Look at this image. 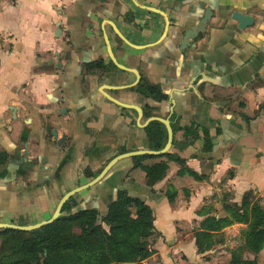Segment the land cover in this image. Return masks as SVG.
Listing matches in <instances>:
<instances>
[{
  "label": "crops",
  "instance_id": "crops-1",
  "mask_svg": "<svg viewBox=\"0 0 264 264\" xmlns=\"http://www.w3.org/2000/svg\"><path fill=\"white\" fill-rule=\"evenodd\" d=\"M159 1L0 0V149L8 155L0 165V223L49 219L58 199L83 181L88 162L83 154L92 147L101 152L99 161L89 159L92 172L113 155L148 149L136 111L107 95L123 104L157 106V114L173 127L168 154L203 178L178 175L180 165L167 161L164 178L154 182L128 158L102 180L104 188L127 187L152 210L154 253L144 263L202 264L194 236L205 216L198 211L212 206L218 218L224 195L240 206L243 195L252 192L264 210V0H195L185 6L177 0L178 11L161 8ZM200 6L222 8L213 11L183 59L180 38L173 37L166 20L182 32L198 22ZM231 9L254 17L255 24L239 30ZM113 59L126 70L113 68ZM93 60L108 72L83 82L81 65ZM60 64L66 70L55 71ZM135 73L164 100L157 103L134 90ZM104 88L113 90L106 95ZM62 106L84 112L71 125L75 142L69 155L66 142L36 145L39 113L49 114L60 137L67 133L64 123L71 116L62 114ZM186 128L191 132L185 134ZM204 131L211 143L206 152ZM24 148L25 168L19 162ZM160 161L166 158L141 164ZM22 169L27 180H16ZM169 188L175 193L172 203Z\"/></svg>",
  "mask_w": 264,
  "mask_h": 264
},
{
  "label": "trees",
  "instance_id": "trees-1",
  "mask_svg": "<svg viewBox=\"0 0 264 264\" xmlns=\"http://www.w3.org/2000/svg\"><path fill=\"white\" fill-rule=\"evenodd\" d=\"M143 92V88H138ZM154 94L153 88L148 89ZM157 100L164 99L158 93ZM188 129V130H187ZM148 147L159 151L166 143V130L159 122H152L146 128ZM185 134L191 129H184ZM217 133L219 131L217 130ZM187 136V135H186ZM210 137L204 131L202 151H209ZM166 158L150 166L141 165L148 156L134 157V166L144 171L146 177L154 182L162 180L168 169L167 161H175L180 165L178 175L188 174L196 180L199 175L188 170L184 161L164 154L155 158ZM6 162V156L0 154V165ZM252 192H246L240 206L229 202L227 195L222 199V215H212V206H204L198 211L205 218L195 233V244L199 254H203L220 242H224L223 229L234 224L244 225L240 229V244L231 250L228 264H259L256 256L264 249V210L260 199H252ZM172 203L175 193L171 188L166 192ZM134 209V213L130 212ZM71 206L64 207L66 214L53 223L31 232L0 230L2 237L0 264H143L154 252L149 248L148 240L154 233V217L152 210L138 197L130 196L120 190L117 199L111 203L105 219L108 230L96 224L94 211H70ZM79 228L78 233L73 229ZM254 255V259L244 260L245 254ZM149 264V263H147Z\"/></svg>",
  "mask_w": 264,
  "mask_h": 264
},
{
  "label": "flooded vegetation",
  "instance_id": "flooded-vegetation-1",
  "mask_svg": "<svg viewBox=\"0 0 264 264\" xmlns=\"http://www.w3.org/2000/svg\"><path fill=\"white\" fill-rule=\"evenodd\" d=\"M240 1H244V0H240ZM182 2H184L182 6L192 5L195 2V0H182ZM159 6L161 8H163V9L174 10V11H178L179 8H181L180 6L178 8V1L177 0H160L159 1ZM199 8L202 9V14L199 17L198 22H196L195 24H192V26L184 29L182 32H179L177 30V27H175V22L172 19L168 18L166 20L167 27L172 29L173 37L174 38H176V37L180 38V41L176 43L178 45V51L179 52H180V50H179V43L182 42L183 35L186 34L187 32H189L190 30H192L193 28L197 27L199 25L200 21L202 20V18L204 17V15L207 13V11L210 12L208 14V15H210L209 18H208V20H207V22H208L210 20V18L212 17V15H213V11L215 9H220L222 7H220V6H215V7L208 6V7L202 8L200 6ZM234 13H238V14H241L242 16L250 17L251 20H252V22L250 24L246 25L245 28L240 29L239 28L240 22H238L235 18H233ZM229 17L236 22L237 27H238L239 30L247 29V28H249V27H251V26H253L255 24L254 17H252L250 15H246V14H244L242 12H239V11H236V10L234 11V10L231 9V12H230ZM207 22H206V24H207ZM204 28H205V26H204ZM195 39L189 40V49L187 50L188 51V56L187 57H184L181 54V52H180V55L182 56L183 59H187L189 57V50L193 49V46H194L193 42H194ZM111 62H112L111 66L113 68L116 66L119 69L126 70L124 68H120V66L116 63V61H114V59L111 60ZM66 67H67L66 65H61L60 64V67L55 66L54 69H55V71H60V70H64V69L66 70ZM107 72H108L107 71V68L102 64V62L100 60H93V62H90L88 64H82L81 65L80 75H81V78H83V82H84L87 78H94V79H96V78H98V77H100L102 75H106ZM135 74H137V73H135ZM136 76H137V82L134 84V90H136L140 95L144 96V98H148L150 96L152 98V100H155L157 103L158 102H161L162 100H164V99L157 100V98H156L157 94L158 93L162 94V93L158 90V88L156 86H153V85H150V84H146V83L142 82V80L140 79V76L138 74ZM140 86L144 89L143 92H140L138 90V88ZM146 87L148 89L153 88V90H154L155 93L154 94H151L150 90L146 91ZM117 89L123 90L124 88L123 87H119ZM103 90H104V92L107 95V92L113 90V88L112 89L104 88ZM110 98L113 99L112 97H110V96L107 95V99L109 100ZM53 99L54 98H51V97L49 98L50 101H56V102H58V104H60L61 101H62V99H60V98H57L55 100H53ZM141 103H142V100H140V103L139 104H141ZM121 104H123V103H121ZM123 105H125V106H132V107L131 108H125V107H122L120 105H118V106H120L121 108H124V109L136 111V113L138 115L137 116V124H138L139 127H141L144 130L145 136H146V140L148 142V135H147V132H146V128L148 127V125L150 123H152V122H159V121L153 120V121H150L147 125H145V123H146V121L149 118H161L157 114L158 107L157 106H154L153 104L152 105H149V104H145V103H142L141 106L128 105V104H123ZM138 109L141 112V116H140V112L138 111ZM60 110H61V112H62L63 115H70L71 116V122L70 123L69 122L64 123V125L66 124L68 126L67 127V129H68L67 130V133H63V136L60 137L58 135V132H57V127L56 126H53L52 124H50L51 121H50L49 114L39 113V117H38L39 122H38V128H36V133L38 134V136L40 137V139L37 141L36 145L41 147L43 143H47V142L50 143L51 141L54 142L57 145H60L61 143H65L66 142V144H68L69 148H68L67 152L64 151V153H66V155H69V153L70 152L72 153V150H74L73 149L74 148L73 147V144L75 142V140L73 138V134H74L73 131L74 130L72 129L73 127L71 125L73 124V121L82 119L83 118V115H84V112H83V109H81L79 107L78 108H74L72 106L71 107H69V106H62L60 108ZM161 119H169V118H161ZM169 122H170L171 128H173L172 125H171V120L170 119H169ZM164 128H165V126H164ZM172 132H173V130H172ZM166 136H167V133H166ZM172 142H173V140H172ZM147 150H150L149 147H148ZM23 151H24L23 154L22 155H19V162L25 168V166L27 167V165H28L27 158H26L27 153H28L27 152L28 150H26L24 148ZM138 151H140V150H138ZM131 152H134V151H131ZM125 153H129V152H124V153H121L119 155H122V154H125ZM0 154L5 155L6 156V161H7L8 155L3 150H1V149H0ZM119 155H113L112 157H110L108 159V161L106 162V164H104V166H99L98 165L97 168L95 169V171L92 172L90 170V168H89L90 167L89 159L91 157L92 159H94L96 161H99L100 156H101V152H100V150L97 147H92L91 148V152H85L83 154V156H84L85 159H87L88 162H87V164H84V167L82 168V173L84 174L83 175L84 176V179H83L82 182L76 183V185L74 186V188H72L71 190H73L75 188H78V187H81V186H84L85 184L91 182L93 179H95L101 173V171L104 169V167L113 158H115V157H117ZM135 157H137V156H135ZM148 157L149 158H152L151 156H148ZM125 159H128V158H125ZM130 159H134V157L133 158H130ZM122 160H124V159H122ZM122 160H120V161H122ZM5 163H4V165H5ZM114 166L96 184L92 185L90 188H87V189H85L83 191H80L78 193H75L72 197H70L66 201V203L63 205V207L61 209V216L60 217H62V216H64L66 214V212L63 211V210H64V207L67 204H69L71 206V210L70 211L73 212V213H77L80 210H81V212H88V211L105 212L106 211V213H107V210H108L109 206L111 205V203L114 202L117 199V195H118V193H119L120 190H125L128 193L127 187H123V186L126 185L125 183L122 184L123 189H117L115 186H111V187H108V188L102 187L103 185L101 186L102 180L108 174H110V171L114 168ZM19 175H21V177H19ZM27 175L28 174H27L26 169H22L20 174H16V176H15L16 178L15 179L17 180V179L20 178L22 181H25V180H27ZM47 179L48 178H46L45 181H47ZM44 184H46V183H44ZM28 188L29 187L26 188L25 186H21L20 187L21 190L23 189L25 191H27ZM71 190H69V191H71ZM68 192H66V193H68ZM62 196L58 199L57 205H58L60 199L62 198ZM57 205H56V207H57ZM77 209H79V210H77ZM75 210H77V212H75Z\"/></svg>",
  "mask_w": 264,
  "mask_h": 264
},
{
  "label": "water",
  "instance_id": "water-1",
  "mask_svg": "<svg viewBox=\"0 0 264 264\" xmlns=\"http://www.w3.org/2000/svg\"><path fill=\"white\" fill-rule=\"evenodd\" d=\"M105 1L106 0H95V2L101 4V5H105ZM97 8V7H96ZM210 12L207 11V13L204 15V17L202 18V20L200 21L199 25L195 28H193L192 30H190L189 32H187L186 34L183 35L182 37V42L179 43V50L181 52V54L184 57L188 56V49H189V40H193L195 38H197L199 33H202L204 30V26L209 18L210 15H208ZM233 18H235L238 22H240L239 28L243 29L246 27V25L250 24L252 22L250 17H246V16H242L241 14L238 13H234ZM194 48V46H193ZM112 102H115L116 104L125 107V108H131L132 106H125L119 102L114 101L113 99H109ZM138 111L140 112V110L138 109ZM140 116H141V112H140ZM159 121L160 123H162L165 126L166 129V133H167V140L166 143L164 145V147L159 150V151H153V150H140V151H134V152H129V153H125L122 155H119L115 158H113L105 167L104 169L101 171V173L95 178L93 179L91 182L85 184L84 186L75 188L71 191H69L68 193L64 194L62 196V198L60 199L57 207L55 208L52 216L47 219L44 220L40 223H36V224H32V225H25V226H19V225H15V224H7V223H0V230H15V231H22V232H31L37 229H40L46 225H49L51 223H53L54 221H56L57 219H59V217L61 216V209L63 207V205L66 203V201L72 197L75 193H78L80 191H83L87 188H90L92 185L96 184L98 181H100L106 174L107 172L120 160L125 159V158H133L135 156H151V157H159L162 156L166 153L169 152V150L172 147V140H173V132H172V128L170 126V122L169 119H161V118H149L145 125H147L150 121ZM144 125V126H145ZM125 178V177H124ZM123 178V179H124ZM122 179V180H123ZM79 210V209H77ZM77 210H75V212H77ZM81 211V210H80ZM78 211V212H80Z\"/></svg>",
  "mask_w": 264,
  "mask_h": 264
},
{
  "label": "rangeland",
  "instance_id": "rangeland-1",
  "mask_svg": "<svg viewBox=\"0 0 264 264\" xmlns=\"http://www.w3.org/2000/svg\"><path fill=\"white\" fill-rule=\"evenodd\" d=\"M147 166H150V165H147ZM129 195L132 196V197H135V195L133 193H130ZM252 199L258 200L256 195H253ZM130 212L133 214L134 213V209H131ZM222 214H220V215H222ZM94 215L96 217L95 223L101 225L102 228L107 231L109 226H108V223H107V221L105 219L106 211L105 212H94ZM19 224L21 226H25V223L22 220L19 221ZM228 227H226L227 229L225 228L222 231V234L224 236V242H220L218 245L214 246L209 251L201 254V255H203V258H202L203 263L202 264H228L229 263L230 256H231V254H230L231 250H233L234 248H236L240 244L239 231H240V229L244 228V225L234 224V225H231V226H228ZM73 232L74 233H78L79 232V228L75 227L73 229ZM154 234L155 233H153V235L149 239H147L148 243L150 245L149 248L151 250H153L152 246H153ZM2 240L3 239L0 236V256L3 253L2 249H1ZM153 252H154V250H153ZM254 257H255L254 255L247 253V254L244 255V260H246V259L252 260V259H254ZM256 259H257V262L259 264H264V249L256 256ZM147 263H144V261H143V264H147ZM149 264H151V263H149ZM152 264H155V263H152Z\"/></svg>",
  "mask_w": 264,
  "mask_h": 264
}]
</instances>
